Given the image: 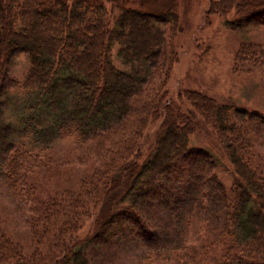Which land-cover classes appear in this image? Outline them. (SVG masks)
Segmentation results:
<instances>
[{"label":"trees","instance_id":"1","mask_svg":"<svg viewBox=\"0 0 264 264\" xmlns=\"http://www.w3.org/2000/svg\"><path fill=\"white\" fill-rule=\"evenodd\" d=\"M142 6L141 0H0V187L32 201L28 176L66 136L78 164L100 163L81 189L56 196L60 202L20 203L34 248L24 255L0 229V264H45L50 245L61 250L54 264H106L107 255L130 248L140 264L176 257L172 264H264V164L254 162L251 142L264 145L263 113L186 91L192 111H168L141 155L181 29L175 2L163 11ZM231 11L237 16L227 22L231 30L264 25V0H211L207 15ZM115 47L128 70L114 64ZM20 52L29 67L18 81L9 73ZM234 62L264 75V46L241 45ZM196 116L214 131L232 168L228 188L210 153L189 146ZM87 202L100 210L90 232L76 240ZM192 223L216 231L210 263L187 252Z\"/></svg>","mask_w":264,"mask_h":264},{"label":"rangeland","instance_id":"2","mask_svg":"<svg viewBox=\"0 0 264 264\" xmlns=\"http://www.w3.org/2000/svg\"><path fill=\"white\" fill-rule=\"evenodd\" d=\"M104 1V0H101ZM144 11H163L171 2H175L179 16L180 33L171 44L175 61L169 70L168 78L161 91L158 112L149 119L141 142V155L145 157L152 148L160 133V126L164 119H168V111L174 116L177 113L192 111L184 98L186 91L199 92L213 98L218 103L234 104L247 111H256L264 114V75L262 70L248 64L236 67L234 62L238 48L243 44H258L264 46V25L249 26L241 30H231L227 22L237 16L234 11L226 16L207 15L211 0H141ZM242 1V0H241ZM117 48L112 49L114 64L122 70H128L117 59ZM164 57L167 61V43ZM29 67L27 54L20 52L14 57L10 76L21 80ZM158 87V85H157ZM161 106V107H160ZM197 130L189 137L191 148H202L210 153L216 162V174L225 187H229L234 179V173L228 163L221 146L218 144L214 131L198 116ZM254 142V162L264 164V145L259 144V138ZM257 157V158H256ZM100 163L95 161L80 165L76 161L75 142L72 137L66 136L55 142L46 152L42 153V167L28 176V184L35 192L32 201L25 197V193L14 194L0 187V229L10 237L24 255H29L33 248L28 226L21 214L20 203L34 200L47 201L61 198L56 197L65 191H78L81 182L86 179L93 169ZM76 193V192H74ZM79 193V192H78ZM65 204L68 199L63 198ZM101 206V205H100ZM100 206L86 203L83 210H79V231L73 239H82L93 227V221L98 215ZM60 205V208H62ZM68 238V237H66ZM216 239L213 226L192 223L188 232L187 252H196L210 263L215 254V247L211 244ZM62 249V248H61ZM135 249L117 250L106 256V264H140ZM59 247L50 245L45 249V264H54L60 256ZM173 260V259H172ZM167 259L159 264H172ZM177 257L173 260L175 262ZM101 262L100 258L94 262Z\"/></svg>","mask_w":264,"mask_h":264}]
</instances>
